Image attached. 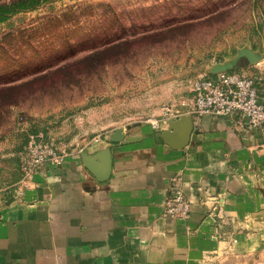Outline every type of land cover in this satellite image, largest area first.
Listing matches in <instances>:
<instances>
[{"label": "rangeland", "instance_id": "obj_1", "mask_svg": "<svg viewBox=\"0 0 264 264\" xmlns=\"http://www.w3.org/2000/svg\"><path fill=\"white\" fill-rule=\"evenodd\" d=\"M0 14L1 202L28 140L128 132L241 48L263 56L236 71L261 67L264 96V0H0Z\"/></svg>", "mask_w": 264, "mask_h": 264}, {"label": "crops", "instance_id": "obj_2", "mask_svg": "<svg viewBox=\"0 0 264 264\" xmlns=\"http://www.w3.org/2000/svg\"><path fill=\"white\" fill-rule=\"evenodd\" d=\"M260 68L246 75L258 79L264 105ZM152 124L124 132L135 143L110 144L106 182L83 156L108 146L112 132L68 150L22 196L17 187L0 201V264H264V124L239 128L232 116H203L178 150L161 139L167 126ZM175 178L191 202L185 221L162 217Z\"/></svg>", "mask_w": 264, "mask_h": 264}, {"label": "built area", "instance_id": "obj_3", "mask_svg": "<svg viewBox=\"0 0 264 264\" xmlns=\"http://www.w3.org/2000/svg\"><path fill=\"white\" fill-rule=\"evenodd\" d=\"M258 79L236 70L224 72L206 78L194 80L190 85L192 97L178 104L161 108L160 116L152 124L158 129L167 120H177L187 115L192 119L193 127L198 125L203 116H232L239 128H261L264 124V105L259 101ZM150 121V120H149ZM68 154V149L61 148L52 139L28 140L18 156L20 181L17 196H22L25 189L32 185L33 176L44 167H59ZM214 210V200L205 202ZM191 212V202L184 195L179 179L172 180L169 195L162 205V217L166 219L187 220ZM236 242L232 240V245Z\"/></svg>", "mask_w": 264, "mask_h": 264}, {"label": "water", "instance_id": "obj_4", "mask_svg": "<svg viewBox=\"0 0 264 264\" xmlns=\"http://www.w3.org/2000/svg\"><path fill=\"white\" fill-rule=\"evenodd\" d=\"M263 56L254 52L249 48H241L237 50L236 55L227 61L212 65L207 74L215 76L220 73L230 72L242 69L261 61ZM135 124L127 127V131L140 126ZM166 130H161V139L166 146L171 149L178 150L187 146L190 134L193 129L192 119L190 116L184 115L177 120H167L164 124ZM137 137H125L123 129H117L109 135V145L99 151L94 157L83 156L84 167L99 183L108 180L111 169V156L109 152L110 144H131L137 142Z\"/></svg>", "mask_w": 264, "mask_h": 264}, {"label": "trees", "instance_id": "obj_5", "mask_svg": "<svg viewBox=\"0 0 264 264\" xmlns=\"http://www.w3.org/2000/svg\"><path fill=\"white\" fill-rule=\"evenodd\" d=\"M1 15V14H0ZM1 19V18H0ZM206 78H211L213 77L212 75H205Z\"/></svg>", "mask_w": 264, "mask_h": 264}]
</instances>
